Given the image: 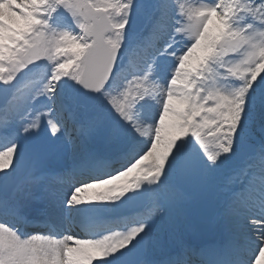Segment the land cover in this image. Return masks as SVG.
I'll return each instance as SVG.
<instances>
[{
	"label": "snow or ice",
	"instance_id": "snow-or-ice-1",
	"mask_svg": "<svg viewBox=\"0 0 264 264\" xmlns=\"http://www.w3.org/2000/svg\"><path fill=\"white\" fill-rule=\"evenodd\" d=\"M0 264H264V0H0Z\"/></svg>",
	"mask_w": 264,
	"mask_h": 264
}]
</instances>
